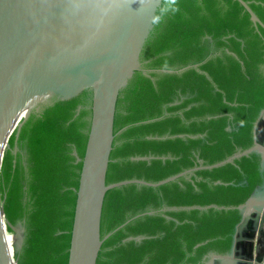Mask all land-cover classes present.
Here are the masks:
<instances>
[{"label":"water","instance_id":"1","mask_svg":"<svg viewBox=\"0 0 264 264\" xmlns=\"http://www.w3.org/2000/svg\"><path fill=\"white\" fill-rule=\"evenodd\" d=\"M0 225L11 264H264V0H0Z\"/></svg>","mask_w":264,"mask_h":264},{"label":"bare ground","instance_id":"2","mask_svg":"<svg viewBox=\"0 0 264 264\" xmlns=\"http://www.w3.org/2000/svg\"><path fill=\"white\" fill-rule=\"evenodd\" d=\"M1 227H0V236L12 237V236L16 235V233H17V232H12V233L8 232L10 234L6 235L3 233L4 230L2 229L4 227H2V228ZM4 229H6V228H4ZM12 253H13V250H12V244H11L10 240L1 238V253H0V255H1L2 264H11Z\"/></svg>","mask_w":264,"mask_h":264},{"label":"trees","instance_id":"3","mask_svg":"<svg viewBox=\"0 0 264 264\" xmlns=\"http://www.w3.org/2000/svg\"><path fill=\"white\" fill-rule=\"evenodd\" d=\"M0 227H1V226H0ZM1 228H2V227H1ZM2 229L5 231V232H4V231L2 230V231H3V233H4V234H6V235H7V234H10V233H12V231H9V230H7V229H4V228H2ZM8 232H10V233H8Z\"/></svg>","mask_w":264,"mask_h":264},{"label":"rangeland","instance_id":"4","mask_svg":"<svg viewBox=\"0 0 264 264\" xmlns=\"http://www.w3.org/2000/svg\"><path fill=\"white\" fill-rule=\"evenodd\" d=\"M12 232H16V231H12Z\"/></svg>","mask_w":264,"mask_h":264}]
</instances>
